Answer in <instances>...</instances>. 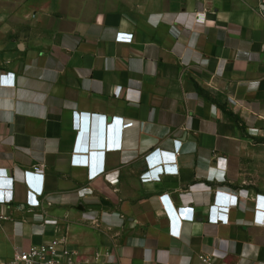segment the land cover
Listing matches in <instances>:
<instances>
[{
	"label": "crops",
	"instance_id": "crops-1",
	"mask_svg": "<svg viewBox=\"0 0 264 264\" xmlns=\"http://www.w3.org/2000/svg\"><path fill=\"white\" fill-rule=\"evenodd\" d=\"M0 190V264H264V0H0Z\"/></svg>",
	"mask_w": 264,
	"mask_h": 264
},
{
	"label": "built area",
	"instance_id": "built-area-1",
	"mask_svg": "<svg viewBox=\"0 0 264 264\" xmlns=\"http://www.w3.org/2000/svg\"><path fill=\"white\" fill-rule=\"evenodd\" d=\"M198 21H203L202 17L198 15ZM117 42L119 43H131L133 41L132 35L118 34ZM177 158V156L175 155ZM40 167H36L35 171L39 172ZM153 171V170H152ZM179 169L177 166V161L173 164H167L164 167L157 168L156 171L150 173H145L143 175L144 181L159 180L161 176L169 174H178ZM160 175V176H159ZM232 197L231 201H235ZM9 199L6 197L5 193L0 190V204L6 205ZM7 219V218H3ZM205 262L208 261L207 258H202ZM5 264H85L79 261L78 253L73 251L67 246L66 237L54 238L49 243H45L39 246L31 247L29 250L16 254L9 262Z\"/></svg>",
	"mask_w": 264,
	"mask_h": 264
},
{
	"label": "rangeland",
	"instance_id": "rangeland-1",
	"mask_svg": "<svg viewBox=\"0 0 264 264\" xmlns=\"http://www.w3.org/2000/svg\"><path fill=\"white\" fill-rule=\"evenodd\" d=\"M108 254H110V253H108Z\"/></svg>",
	"mask_w": 264,
	"mask_h": 264
}]
</instances>
